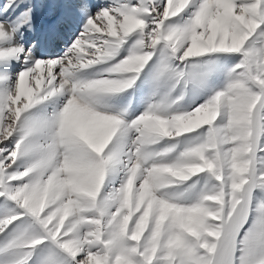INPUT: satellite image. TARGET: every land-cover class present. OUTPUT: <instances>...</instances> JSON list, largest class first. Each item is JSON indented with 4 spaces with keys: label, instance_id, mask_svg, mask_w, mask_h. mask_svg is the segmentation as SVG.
I'll use <instances>...</instances> for the list:
<instances>
[{
    "label": "snow or ice",
    "instance_id": "1",
    "mask_svg": "<svg viewBox=\"0 0 264 264\" xmlns=\"http://www.w3.org/2000/svg\"><path fill=\"white\" fill-rule=\"evenodd\" d=\"M0 264H264V0H0Z\"/></svg>",
    "mask_w": 264,
    "mask_h": 264
}]
</instances>
